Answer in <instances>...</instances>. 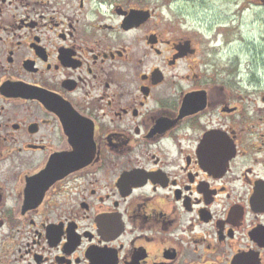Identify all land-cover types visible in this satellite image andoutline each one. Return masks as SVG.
Listing matches in <instances>:
<instances>
[{
  "label": "flooded vegetation",
  "instance_id": "flooded-vegetation-1",
  "mask_svg": "<svg viewBox=\"0 0 264 264\" xmlns=\"http://www.w3.org/2000/svg\"><path fill=\"white\" fill-rule=\"evenodd\" d=\"M198 1L0 0V264H264V83Z\"/></svg>",
  "mask_w": 264,
  "mask_h": 264
},
{
  "label": "rangeland",
  "instance_id": "rangeland-1",
  "mask_svg": "<svg viewBox=\"0 0 264 264\" xmlns=\"http://www.w3.org/2000/svg\"><path fill=\"white\" fill-rule=\"evenodd\" d=\"M248 0H199L192 20L207 29L225 73L254 72L264 83V7ZM211 38L214 39L211 42Z\"/></svg>",
  "mask_w": 264,
  "mask_h": 264
}]
</instances>
